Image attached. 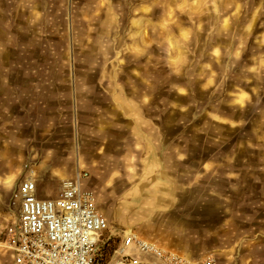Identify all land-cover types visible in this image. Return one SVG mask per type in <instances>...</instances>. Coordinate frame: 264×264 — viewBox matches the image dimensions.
<instances>
[{"label": "rangeland", "instance_id": "rangeland-1", "mask_svg": "<svg viewBox=\"0 0 264 264\" xmlns=\"http://www.w3.org/2000/svg\"><path fill=\"white\" fill-rule=\"evenodd\" d=\"M153 133L173 162L147 161ZM79 163L110 226L105 261L132 231L194 260L264 264V0H0L4 226L27 166L41 181Z\"/></svg>", "mask_w": 264, "mask_h": 264}, {"label": "built area", "instance_id": "built-area-1", "mask_svg": "<svg viewBox=\"0 0 264 264\" xmlns=\"http://www.w3.org/2000/svg\"><path fill=\"white\" fill-rule=\"evenodd\" d=\"M85 171L61 182L56 197L39 196V174L27 166L13 193L17 216L7 229L0 220V239L8 237L13 264H218L213 256L200 260L166 250L132 231L124 232L114 257L104 260L103 240L110 230L96 193L87 188Z\"/></svg>", "mask_w": 264, "mask_h": 264}, {"label": "crops", "instance_id": "crops-1", "mask_svg": "<svg viewBox=\"0 0 264 264\" xmlns=\"http://www.w3.org/2000/svg\"><path fill=\"white\" fill-rule=\"evenodd\" d=\"M104 102L106 104H108L107 106H109V107L111 106L110 107L111 110H108L109 111L108 114L115 113L116 110H112V108H113L112 107L113 100L111 98H107L106 97L105 100H104ZM117 111L120 114L123 113V110H117ZM107 118L108 119H111L110 118V115H107ZM119 118H122L123 119V116H119ZM106 122L109 124L107 126V128H109V126L112 123L115 125V127H116V124H122L123 123V122H121V120L119 121L120 123L119 122L116 123V120H113V121L107 120ZM107 128L97 127V130H96L97 133H96V135L99 136V134H101V137L104 138L108 134V131H105ZM134 134L136 135V133H134ZM153 134L154 135L148 136L147 137V141L145 142L146 143L145 144L146 149L149 151V156H147V161L150 162V164L155 163V162H158L159 163V162L164 161V160H171L173 162V159L171 157H170L171 159H168L169 158V155L171 156V153L173 151L172 148H171V146L170 147H167L168 146V143H166L164 145V143H163V140L164 139L161 138V136H160L159 133H156V134L153 133ZM109 139L112 140L111 138H109ZM113 139H114V140H112L113 141V144H120L123 141V137L122 136L119 137L117 134H116V137L113 138ZM110 145H111V143L108 144L109 148H110ZM163 147L168 148V149L166 151H164L165 149ZM167 151H169V153ZM95 153L96 154H99L100 152L99 151H93L92 150V155L95 154ZM91 158H95V157L94 156H91ZM101 158L102 157L97 156V159H101ZM175 159H176V162H175L176 164H173L172 163L170 165V169H173V167L175 169L178 168V165H177L178 155H177V158H175ZM161 167H162V165H161ZM78 171H80V163H79V170ZM65 179H67L66 178V175L64 173H60L58 171L57 172L54 171L52 173H49L46 177H42V180L39 181V187H38L39 196L41 198H53V197H56L58 195L59 191H60L61 182L63 180H65ZM89 181L90 180H88L85 183V186L87 188H89V189H91V190L94 191V189L91 186H89ZM51 185H56V187H55L56 188V191H55L54 195L51 194V193L50 194L48 193V188Z\"/></svg>", "mask_w": 264, "mask_h": 264}]
</instances>
